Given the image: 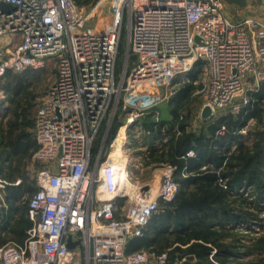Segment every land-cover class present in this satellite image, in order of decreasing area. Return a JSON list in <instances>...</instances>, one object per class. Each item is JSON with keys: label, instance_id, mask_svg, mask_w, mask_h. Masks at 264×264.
I'll return each mask as SVG.
<instances>
[{"label": "built area", "instance_id": "built-area-1", "mask_svg": "<svg viewBox=\"0 0 264 264\" xmlns=\"http://www.w3.org/2000/svg\"><path fill=\"white\" fill-rule=\"evenodd\" d=\"M103 2L107 13L96 23L75 0H0V104L8 100L3 80L9 73L51 63L56 69L34 122V191L19 200H28L31 227L22 242L0 248V264H182L153 249L128 252L181 190L176 166L163 168L156 193L135 177L132 152L142 123L176 87L196 84V70L205 93L201 114L210 107L211 120L240 114L264 83L258 17L233 20L223 0ZM225 133L223 126L217 135ZM123 146L131 182L121 187L112 154ZM196 158L193 150L186 155ZM188 176L185 168L182 177ZM20 185L0 175V216L9 188Z\"/></svg>", "mask_w": 264, "mask_h": 264}, {"label": "trees", "instance_id": "trees-1", "mask_svg": "<svg viewBox=\"0 0 264 264\" xmlns=\"http://www.w3.org/2000/svg\"><path fill=\"white\" fill-rule=\"evenodd\" d=\"M78 5L81 2L75 0ZM200 69V67L198 68ZM199 70L193 75L198 76ZM193 83H187L182 90L185 95L193 90ZM264 89L253 97L256 100L249 106L245 107L236 120H230L232 116L221 117L217 123L205 130L202 135L188 133L186 124L179 122L180 115L177 108L173 107L172 114L178 120L180 135L173 134L161 154H152L153 161L164 162L165 159L178 168L176 179L180 183V193L178 197L171 203L167 204V212L163 215H156L152 218L145 232V237L135 239L130 243L128 252L140 251L143 248L153 249L157 253L165 250L170 252L171 258L176 254L187 256V260L183 264H227V260L231 257L229 252L222 249L220 231L226 229L227 223L246 222L248 227L252 224L264 222L259 220V211L263 207L259 200L264 201V196L258 195L259 200L252 201L249 208L255 206L254 212H241L233 207L235 199L240 197V192L249 188L260 185L264 190V136L257 135L254 137L252 146L240 143L233 152L229 150L215 151L214 147H223L226 145V138L231 140H239L243 135L239 133L246 125L248 120H262L263 109L262 102ZM184 97V96H183ZM150 117V116H149ZM147 118V117H146ZM24 119V118H23ZM22 121V119H21ZM22 126V124H19ZM114 125L111 138L115 135L116 128ZM166 123H154L149 118L144 127L149 128L154 135L161 132ZM226 127L225 137L216 134L222 127ZM27 127H35L30 124ZM170 126V130H174ZM18 122L11 124L10 131L4 135V148L9 153L17 154L20 144L29 141L30 134L26 128H23L19 135L14 136V130H18ZM35 149L38 144L34 136ZM223 144V145H222ZM195 151L198 161H205L206 169H202L195 159H186L189 151ZM187 169L189 176L182 177V172ZM1 175V174H0ZM261 179V181H260ZM28 192H32L33 188L28 187ZM18 189H11L8 201L13 204L18 197ZM248 200V199H246ZM260 206H259V204ZM28 210V208H27ZM28 216V211H27ZM31 227L28 218L26 229ZM168 236V238H166ZM162 241L165 246H160ZM159 246V247H158ZM212 256L214 261H210Z\"/></svg>", "mask_w": 264, "mask_h": 264}, {"label": "rangeland", "instance_id": "rangeland-1", "mask_svg": "<svg viewBox=\"0 0 264 264\" xmlns=\"http://www.w3.org/2000/svg\"><path fill=\"white\" fill-rule=\"evenodd\" d=\"M78 1L81 2V5L79 6L83 7L88 14L93 16L94 22L97 23L103 21L107 13V10L103 8V5L106 6V4L103 2L104 0ZM231 17L233 20H238L242 17H258L259 19L262 18L264 20V7H262L259 12H256V10L252 9H245L242 11L231 9ZM120 62L123 63L122 56L120 58ZM55 78L56 69L51 63L49 67L44 70L25 71L24 73L19 74L9 73L3 80V88L8 95V100L6 103L0 104V174L12 184L19 180L21 181V185L17 187L20 188L19 195L21 194V196L18 195L16 198L17 201L13 202V204H8V209L6 212L8 233L5 243L22 240V237L24 236L23 233L27 230L28 200H26V203L19 202V200L25 194L24 191H26L28 187H34V171L37 167V165L35 166L33 163V154L35 149L34 127L27 126L34 124L41 100L46 94V91L54 82ZM195 79V82L197 83L193 84L194 88L190 93L185 95V93L182 92L184 84L179 85L174 89L175 91L170 99L158 106L156 111L160 115V121L170 122L173 119L172 111L173 107L175 106L180 118L183 116L181 122L188 126V133L200 136L207 128L201 116V110L205 103V93L200 77L195 76ZM248 95H250V93ZM262 95L264 100V93ZM253 100V102L256 101L254 97ZM262 109V120L258 121L256 119H250L248 120L247 125L243 128V132L246 134V140H244L243 143L248 146H252L255 136H264V102H262ZM235 116H238V114ZM235 116H232L230 120H236ZM16 120L18 122L19 129L14 130V136L19 135L23 128H26L27 133L30 134V140L21 143L17 150L18 153L12 154L4 148L3 142L4 135L10 131L11 124H15ZM148 120L149 115L144 120V124L148 122ZM152 121H157L156 114L153 116ZM19 124H22V126ZM119 125H117V128L115 126V134L118 132ZM111 142L112 140L109 141V145ZM108 149V152H110V146ZM132 154L134 155L135 152L133 151ZM156 169V167L147 169L146 173L140 175L139 178L140 183L142 184L152 182V185L155 186L154 193L157 191V184L154 177ZM13 188L15 187L12 186L9 188V195L11 193V189ZM259 194L264 196V190L260 188V185L249 188L243 191V193L241 191V196L233 200L235 201V203H233V207L236 208L237 211L245 213H257L259 210L254 211L253 209H255V206L249 208V205L252 201L259 200ZM259 203H261V206L263 207L259 211V220L261 219L263 221L264 201L259 200ZM251 226V228L248 227L246 222H232L227 223L226 227H224L226 228L225 230L219 228V231L221 232L220 238L222 249L229 252L231 256L227 260V264H264V222L262 225L260 222H257ZM166 238H168V236ZM160 246H165V242L162 241ZM164 252L168 254L170 253L166 250ZM169 256L171 258L170 254ZM171 260L182 262L183 264L187 260V256L183 257L180 254H176V256L171 258ZM209 260L216 263L212 256H210Z\"/></svg>", "mask_w": 264, "mask_h": 264}, {"label": "crops", "instance_id": "crops-1", "mask_svg": "<svg viewBox=\"0 0 264 264\" xmlns=\"http://www.w3.org/2000/svg\"><path fill=\"white\" fill-rule=\"evenodd\" d=\"M262 7H264V6H261L259 9L256 10V12H259ZM261 20H263V19L261 18ZM252 86L254 88H256V84H254ZM263 89H264V83L260 84L259 89H258L259 91L257 93H260ZM257 93H254V94H257ZM253 95H252V97H253ZM156 112H157L156 110L152 111L149 114V116H150L149 118L152 119L153 116L156 114ZM231 115L232 116H235L234 114H231L230 112H225V113H222L220 115V117H227V116H231ZM235 117L237 118V116H235ZM160 122L161 123H166V125L163 127V129L161 130L160 133L154 135L149 128L144 127V129H142L141 130V133H140V142L141 143L135 141L136 150H135V154L133 156L136 159V163H137L138 168H135L134 174H135V177L138 179V182H140V179H139L140 178V175L146 173V170L147 169H150L152 167H156L157 169H156V171L154 173V177H155V180H156L155 181L156 184H158L160 182V178H161V175H162V172H163V168L165 166H167V165H171L167 161V159H165L164 162L153 161V158L151 157V155L154 154V153H156L157 155L161 154L165 149H167L166 145L169 142L171 136L173 134H175L176 136H178L177 132H180L179 131V128H178V125H179L178 124V120L173 115L172 121H170V122H162V121H160ZM154 123H157V122H154ZM204 123H205V125L207 127L206 128V131H207V129L210 126H213V125H215L217 123V120L204 121ZM142 124L144 126V122ZM170 126H173L172 128H174V130H170L169 129ZM149 132H150V134H149ZM242 132H243V129L241 131H239V133L241 135H243V138L242 139H239V140L237 139V140H231L230 141V138L229 139L226 138L227 140L225 141L226 142V145L225 146H223V147H214L213 149L215 151H225V150H229L230 152L235 151L237 149L238 144L243 143V141L246 140V136H245L246 134H245V132L244 133H242ZM225 134L220 135V136L225 137ZM217 137H218V135L216 134V138ZM198 157L199 156H197V158L195 159L196 161H198ZM198 162L200 164H202V168L205 167V165L208 164V163L205 164L206 163L205 161H198ZM153 183H154V181H153ZM143 184L144 185H149V184L152 185V182L143 183ZM15 188H17V187H15ZM17 189H18V193H19L20 188H17ZM24 192L26 193L28 191L26 190ZM8 196H9V194L6 197V203H7V205L10 204L9 201H8ZM19 196H21V194ZM15 201H17V200L15 199ZM6 212H4V214H2L0 216V219L2 221L1 222V226H0V248L4 244H6L5 243L6 242V236H7V233H8L7 232L8 226L6 224V221H7ZM27 218H28V216H27ZM26 232H27V230L24 231V233H23L24 236L22 237V240L17 241V242H22L23 241V239L25 238ZM143 249H146V248H143Z\"/></svg>", "mask_w": 264, "mask_h": 264}, {"label": "water", "instance_id": "water-1", "mask_svg": "<svg viewBox=\"0 0 264 264\" xmlns=\"http://www.w3.org/2000/svg\"><path fill=\"white\" fill-rule=\"evenodd\" d=\"M231 9H235L237 11H242L245 9H252L257 10L261 6H264V0H223ZM7 9H10L11 6L5 5L4 6ZM133 61H135L137 58L136 56H132L131 58ZM202 119L204 121H209L212 118V110L210 107H205L202 111ZM149 187L145 188V191H148ZM77 246V244L72 243L71 239L68 243V248L74 249Z\"/></svg>", "mask_w": 264, "mask_h": 264}, {"label": "bare ground", "instance_id": "bare-ground-1", "mask_svg": "<svg viewBox=\"0 0 264 264\" xmlns=\"http://www.w3.org/2000/svg\"><path fill=\"white\" fill-rule=\"evenodd\" d=\"M126 129L125 127L122 128V130L120 131L119 134V142L123 143V139H124V133H125ZM126 146L121 147L118 150H115L112 154V157L118 160V166L121 167V174L119 175V183L117 186H129L130 185V176L128 174L127 171H125L126 165H127V150H126ZM153 192H155V188L153 187Z\"/></svg>", "mask_w": 264, "mask_h": 264}]
</instances>
